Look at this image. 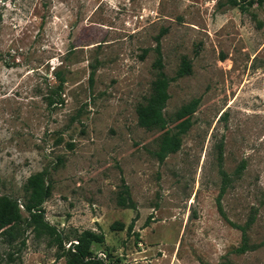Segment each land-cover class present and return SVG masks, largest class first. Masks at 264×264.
I'll return each instance as SVG.
<instances>
[{
  "label": "rangeland",
  "instance_id": "1",
  "mask_svg": "<svg viewBox=\"0 0 264 264\" xmlns=\"http://www.w3.org/2000/svg\"><path fill=\"white\" fill-rule=\"evenodd\" d=\"M156 38L167 78L190 62L168 84L167 129L198 101L162 162L161 132L136 116ZM37 173L45 220L101 234L105 264H264V0H0V196L23 203ZM124 185L133 209L116 204ZM20 239L0 238V264H65L29 228Z\"/></svg>",
  "mask_w": 264,
  "mask_h": 264
},
{
  "label": "trees",
  "instance_id": "2",
  "mask_svg": "<svg viewBox=\"0 0 264 264\" xmlns=\"http://www.w3.org/2000/svg\"><path fill=\"white\" fill-rule=\"evenodd\" d=\"M260 2V0H258ZM232 5L235 2L232 1ZM155 59L152 67L156 70L155 78L151 83V90L144 103L136 108L137 125L145 130H155L161 132L157 142V149L154 152L158 162H162L168 155L175 153L180 146V137L187 131L190 126V116L197 107L198 101L191 100L181 106L174 114V130L167 129V122L163 117V109L168 100L167 88L170 81L174 78H180L190 73V62L182 57L180 65L175 73L174 78H167L162 71V61L159 51V41H155ZM219 195L216 199V209L220 217L231 227L240 231V245L233 249V253L242 254L247 250L245 226L235 227L229 223L221 209ZM25 194L23 203L18 204L17 200L7 196H0V238L7 245L19 240L23 246L24 241L20 239L26 228L35 238H44L46 244L57 250L55 259L64 258L65 264H105L104 260L96 257L91 252L92 244L102 243L101 234H95L91 231H82L76 233L64 234L50 225L44 218L43 203L50 196V187L45 182L44 173H37L30 176L23 185ZM119 207L133 209V204L129 201L127 187L124 185L123 190L117 196ZM21 206L27 217L24 218L19 213L18 206ZM122 226L118 223H112L110 230H120ZM132 228V223L127 227V231ZM65 244H68L65 248Z\"/></svg>",
  "mask_w": 264,
  "mask_h": 264
},
{
  "label": "built area",
  "instance_id": "3",
  "mask_svg": "<svg viewBox=\"0 0 264 264\" xmlns=\"http://www.w3.org/2000/svg\"><path fill=\"white\" fill-rule=\"evenodd\" d=\"M98 258H100L99 256H98ZM101 259V258H100Z\"/></svg>",
  "mask_w": 264,
  "mask_h": 264
}]
</instances>
